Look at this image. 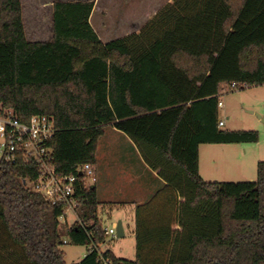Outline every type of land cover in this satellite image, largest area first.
Instances as JSON below:
<instances>
[{
	"label": "trees",
	"instance_id": "obj_1",
	"mask_svg": "<svg viewBox=\"0 0 264 264\" xmlns=\"http://www.w3.org/2000/svg\"><path fill=\"white\" fill-rule=\"evenodd\" d=\"M92 1H56L53 38H27L21 0H0V103L22 121L52 117L53 166L78 177L77 221L62 222L30 182L36 163L0 158V264H68L65 237L88 251L72 264H264V161L257 179L206 181L202 144L255 143L222 129L220 96L264 84V0H171L139 31L104 43ZM113 126L167 183L135 207L136 256L107 241L96 184L99 139ZM153 152L157 154H153ZM179 226V228H176Z\"/></svg>",
	"mask_w": 264,
	"mask_h": 264
},
{
	"label": "rangeland",
	"instance_id": "obj_2",
	"mask_svg": "<svg viewBox=\"0 0 264 264\" xmlns=\"http://www.w3.org/2000/svg\"><path fill=\"white\" fill-rule=\"evenodd\" d=\"M21 1L27 38L31 41L50 40L51 7L49 8L46 2L55 0ZM220 99L223 105L219 108V118L225 122L221 128L256 130L259 133V140L255 143L202 144L200 147L202 177L206 181L218 182L256 180L257 164L259 161H264V121H262L264 119V84L227 91L220 96ZM110 129L106 126V135L101 138L100 162L104 169V180L110 181V191L113 189L116 191L119 187L117 182L125 175L121 171L124 170L125 156L135 157V149L130 150L125 144L127 142L110 135ZM126 147L129 150L125 149ZM242 147L248 149L244 151ZM135 167L139 168V165L135 163ZM139 176L142 180L146 177L144 172ZM102 181L98 183V186ZM100 212L104 226L110 227L113 221L118 222L123 219L126 229L124 237L108 236L106 243L101 245V249L103 251L110 249L116 255L134 260L136 238L132 231L134 221L129 216L131 212L127 207L117 206L116 203L102 204ZM77 219V214L68 211L62 222L74 224ZM65 240L62 249L65 252L66 262L72 264L82 260L88 251V246L71 244L67 237Z\"/></svg>",
	"mask_w": 264,
	"mask_h": 264
},
{
	"label": "crops",
	"instance_id": "obj_3",
	"mask_svg": "<svg viewBox=\"0 0 264 264\" xmlns=\"http://www.w3.org/2000/svg\"><path fill=\"white\" fill-rule=\"evenodd\" d=\"M56 1H92L94 8L90 16V23L97 32L99 38L104 42H110L116 38H120L136 31H139L149 20H151L158 11L168 4L171 0H55L54 2H46L49 8L51 7V19L53 14V5ZM51 39L53 38V23L51 21ZM50 39V40H51ZM111 129L110 135L118 137L127 145L128 148L135 149V157H126L124 159V170H121L125 175L117 182L119 187L114 191H110L109 179L104 180V169L100 162L101 138L99 139L96 152V173H97V196L102 204L116 203L127 207L135 228V207L138 204L147 202L155 192L163 187L167 181L160 176L161 165L153 168L145 159L143 149L151 150V148L143 143L136 142L129 135L109 126ZM125 145V146H126ZM125 148L129 150L128 148ZM201 147V146H200ZM247 150V147H242ZM201 150V149H200ZM153 154H157L153 152ZM239 157V156H237ZM139 165V168L135 167ZM199 165L201 171V152L199 151ZM142 170V171H141ZM141 171V172H139ZM144 172L146 177L142 180L140 173ZM204 179V178H203ZM104 180V181H102ZM101 185L98 186V183ZM131 208V210H130ZM128 217V218H130ZM126 234L125 224L121 219ZM112 224H117L113 221ZM134 228L132 229L134 233ZM179 228V226H176ZM131 230V229H130ZM135 234V233H134ZM121 257L120 255H118Z\"/></svg>",
	"mask_w": 264,
	"mask_h": 264
},
{
	"label": "built area",
	"instance_id": "obj_4",
	"mask_svg": "<svg viewBox=\"0 0 264 264\" xmlns=\"http://www.w3.org/2000/svg\"><path fill=\"white\" fill-rule=\"evenodd\" d=\"M222 105L223 102L220 101L219 106ZM224 123V120L220 121L221 126ZM56 130L52 117L34 115L28 121H22L13 110L3 109L0 103V158L9 163L20 160L36 163L40 174L30 184L52 204L64 205V214L60 217L63 220L68 211L77 213L75 192L78 177L75 173L61 174L53 166L54 157L50 141ZM78 171L86 176L89 184L97 182L98 177L93 165L86 163ZM116 225L104 226L107 237L117 236ZM104 262L110 263L108 260Z\"/></svg>",
	"mask_w": 264,
	"mask_h": 264
},
{
	"label": "water",
	"instance_id": "obj_5",
	"mask_svg": "<svg viewBox=\"0 0 264 264\" xmlns=\"http://www.w3.org/2000/svg\"><path fill=\"white\" fill-rule=\"evenodd\" d=\"M262 121H264V119H262ZM116 235H117V237H124L125 236V231H124V226H123L122 220H119L117 222V225H116Z\"/></svg>",
	"mask_w": 264,
	"mask_h": 264
}]
</instances>
